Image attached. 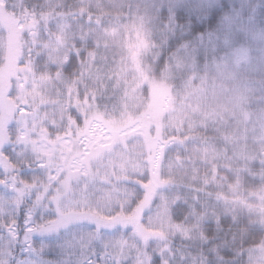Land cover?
I'll list each match as a JSON object with an SVG mask.
<instances>
[{"label":"rangeland","instance_id":"obj_1","mask_svg":"<svg viewBox=\"0 0 264 264\" xmlns=\"http://www.w3.org/2000/svg\"><path fill=\"white\" fill-rule=\"evenodd\" d=\"M124 2L131 5L134 13L129 15L127 22L118 24L115 33L107 36L121 57L115 74V88H123L121 105L111 107L104 115L96 109H85L71 85L66 91L65 107L54 109L50 120H36L37 116H29L28 131L22 128L19 132L12 133V140L5 129V120L12 121L16 112L24 115L21 105L30 93V86L20 81H13L14 84L11 85L8 80L17 73L18 28L14 21L0 11L8 43L1 74L8 86L0 91V160L3 150L10 149L14 153L24 152L34 156L35 161L39 159L43 163H54V174L48 176V183L45 180L42 182L44 187L47 184L46 190H50L51 197L40 209L38 220L41 211L52 203L66 215L65 220L87 221L108 230L105 232V238L111 241L108 259L114 264H150V257L155 249L161 246L168 249L165 245L168 234L193 239L197 230L195 227L171 223L170 210L178 199L174 192L169 195L168 191H164L166 183L198 186L208 180V186L215 187L220 182L215 172L213 177H209L214 168L223 165L224 157H221L220 152L209 144H194L191 149L185 146L187 150L175 147L177 143L173 142V137L177 131L182 130L180 136L185 139L191 132L204 129L209 121L218 125V116L226 112L231 114L235 122V130L228 137L229 143L238 144L246 150L249 147L253 153H264V115H253L243 109L244 101L253 100L256 93V89L250 86L255 84V80L250 79L264 70V36H260L262 32L257 33L244 24L239 15L231 16L228 21L230 30L225 38L234 41L238 35L245 42L255 45L252 59L249 49L242 46L235 48V60L224 57L223 61L212 68L213 73L209 71L206 77L196 79L189 87H182L179 99L174 102V108L167 117V102L172 96L168 81L146 79L134 63L133 50L147 40V31L144 30L146 20L135 17L136 13L146 8L162 4L180 5L183 0ZM149 18L147 17V21ZM237 22L240 25L233 28ZM21 27L23 31H29L34 24L27 22ZM230 45L228 42V47ZM243 53L247 54V60ZM56 82L58 83L57 79H54L51 84ZM146 87L148 91L144 93ZM257 89V93H260L261 88ZM50 90L55 88L50 87ZM74 108H80L85 115V120L81 118L84 122L79 123V127L66 115ZM63 123L64 127L69 128L70 134L55 140L53 137L57 135L54 132L58 129L61 131ZM160 128L161 132L158 134L157 130ZM26 132L30 136L26 143L29 147L22 145L26 140ZM176 141L178 144L182 143L181 140ZM18 144L21 146L18 147ZM171 146L173 152L167 149ZM16 153L13 155L16 156ZM197 162L206 165L205 169L210 173L202 172ZM39 173L46 178L44 170ZM138 196L140 199L145 198V203L141 206L138 202L135 203ZM1 199L0 194V264L15 236L13 228L7 226L12 216L10 205H6ZM240 200L243 202L242 206L249 211L259 212L264 219V190L251 193L248 197L241 196ZM156 205H160L159 210L154 211L149 218L148 210L155 209ZM136 208V212H143L144 217L132 222L130 218ZM113 221L126 229L115 239L111 232L116 226ZM29 247L33 252L34 245L33 248ZM25 251H29V248ZM259 253L255 264L264 262V249ZM36 254L31 264H37V260L45 261V258Z\"/></svg>","mask_w":264,"mask_h":264},{"label":"trees","instance_id":"obj_2","mask_svg":"<svg viewBox=\"0 0 264 264\" xmlns=\"http://www.w3.org/2000/svg\"><path fill=\"white\" fill-rule=\"evenodd\" d=\"M208 5L209 12L218 10L219 15L215 19L211 40L206 42L200 51L172 44L167 38L170 32L167 21L162 22L159 19L160 6L146 8L136 13L135 18L146 20L147 26L144 30L147 31V40L133 50L134 63L146 79L168 81L172 96L167 102V117L170 110L174 108V102L179 99L178 94L182 87L183 89L189 87L196 79L206 77L215 65L224 60V57L235 60L233 54L235 48L242 46L249 49L250 59H252L255 45L245 42L243 37L238 35L234 41L225 38L227 31L230 30L228 21L231 16L239 15L244 24L257 33L262 32L260 36H264V0H208ZM0 6L3 9L0 8V11L14 21L18 28L17 73L8 80L11 85L14 84L13 81H20L30 86V93L21 105L24 115L21 116L22 113L16 112L12 121L5 120V129L11 136V140L12 133L15 134L22 128L28 131L29 116L32 118L37 116L36 120L52 119L51 114L54 109L59 106L65 107L66 91L71 85L75 88L79 101L85 109H96L104 115L111 107L121 105L123 88H115V74L121 57L108 37L116 32L118 24L127 22L129 15L134 13L128 2L124 0H0ZM147 17H150L149 21ZM27 22H33L34 27L29 31H23L21 25ZM238 25L240 22H237L233 28ZM228 42L231 43L229 47ZM7 52L6 28L0 20V91L8 86L1 75ZM242 55L245 56V60L248 59L247 54ZM260 73L250 79L255 80V84L250 86L256 89V93L253 100L244 101L243 109L250 114L263 116L264 70ZM54 79H57L58 83L52 85ZM50 87L55 90H50ZM257 88H261L260 93H257L259 91ZM147 91L146 87L144 93ZM79 110L80 108H74L66 114L78 127L79 123L84 122L81 118L85 120L84 112ZM1 117L0 109V120ZM218 117L220 119L218 125L215 126L209 121L204 129L191 132L185 139L180 136L182 130L174 134L173 142L177 143L175 147L180 146L187 150L185 146L191 149L194 144L213 145L220 152L221 157H224V162L222 166L217 162L219 166L211 173L206 171V165L197 162L202 172L210 173L209 177L214 172L217 174L216 178L220 182L218 185L215 183V187H209L208 180H204L198 186L166 183L164 191H168L169 195L174 192L178 199L170 210V221L176 226L198 228L197 219H202L206 213L223 215L225 228L229 227L233 220L237 221L238 223L233 226L234 230H238L237 239L245 243L244 250L248 253L252 264H255L260 250L264 249V219L259 212L249 211L242 206L240 197H248L251 193L264 190V153H253L249 147L247 151L238 144H230L228 137L231 136V131L235 130L234 119L226 112ZM64 126L65 123L61 127ZM51 129L50 133H52ZM52 130L55 131V129ZM58 130L54 132L57 135L53 137L55 140L70 134L67 126L61 131ZM157 131L159 134L161 128ZM27 134L26 132V140L22 145L29 147L30 145L26 143L30 136ZM176 140H181L182 143L178 144ZM20 146L18 144V147ZM172 148L171 146L167 149L173 152ZM15 153L10 149L3 150L0 160L1 200L6 205H10L12 216L7 226L13 228L15 235L9 243L1 264H9L11 257L18 256L20 245L27 244L24 251L27 248L30 249L29 246L33 248V234L38 233V229L29 225L33 217L38 220L40 209L51 197L50 190L49 192L46 190L47 184L44 187L45 184L42 182L45 180L48 183V176L54 174L52 167H55L54 163L49 161H46L49 164L39 159L35 161L34 156L24 152L16 153L14 156ZM162 157L165 158V156ZM41 170L46 173V178L40 176ZM136 202L141 206L145 203V198L140 199L138 196L135 199ZM137 208L130 218L132 222L144 217L143 212H136ZM57 209L60 210L59 207ZM190 210L194 214H199V217L194 215L188 225L177 223V221H184L185 215ZM113 225H116L115 228L124 230L121 224L115 221ZM40 230L53 231L52 226L46 228L42 226ZM200 235L202 236L203 233ZM188 240L184 239V241ZM39 244L40 237L36 236V245ZM180 244L181 237L167 235L166 247ZM34 251L39 252L37 246H34L33 253ZM43 258L45 262L54 259L53 256ZM151 259L152 257L149 263Z\"/></svg>","mask_w":264,"mask_h":264},{"label":"snow or ice","instance_id":"obj_3","mask_svg":"<svg viewBox=\"0 0 264 264\" xmlns=\"http://www.w3.org/2000/svg\"><path fill=\"white\" fill-rule=\"evenodd\" d=\"M217 15L218 10L209 12L208 0H183L178 6L160 5L159 19L167 21V28L170 30L167 38L173 45L200 51L211 40ZM159 207L160 205H156L155 209H149L148 217L158 211ZM194 215L199 217V214L190 210L184 221L177 223L188 225ZM197 223L194 239L184 241L181 237L179 246L168 249L161 246L155 249L150 264H252L244 250L245 243L237 239L238 230L233 227L237 221L233 220L225 228L223 215L206 213L202 219H197ZM29 226L38 229L32 240L33 245L39 249L38 255L54 257L49 262L37 260V264H114L108 259L111 246V241L105 238L108 230L90 222L65 220L62 210L57 209L54 204L41 211L39 220L33 217ZM42 226H54V230H40ZM121 231L119 228L111 229L113 239L119 237ZM37 235L40 237L39 245H36ZM26 247L27 244L20 245L18 256L11 257L9 264H31L37 254L31 249L25 252Z\"/></svg>","mask_w":264,"mask_h":264}]
</instances>
